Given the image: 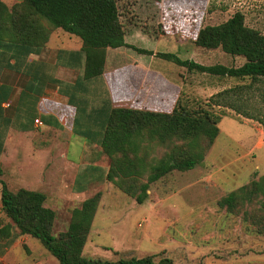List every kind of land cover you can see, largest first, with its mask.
Listing matches in <instances>:
<instances>
[{
  "label": "rangeland",
  "instance_id": "obj_1",
  "mask_svg": "<svg viewBox=\"0 0 264 264\" xmlns=\"http://www.w3.org/2000/svg\"><path fill=\"white\" fill-rule=\"evenodd\" d=\"M3 1L11 6L18 0ZM117 6L128 44L175 53L182 59L206 65L238 66L243 58L226 54L220 48L194 45L191 40L203 25L223 22L239 10L247 26L264 33V0H117ZM114 58L133 62L145 59V55L127 46ZM153 61L165 73L170 67V75L177 77L180 84L183 79L179 97L182 104L191 109L206 108L220 118L216 124L218 135L200 163L188 170H172L152 182L145 206L139 207L124 193L104 185H87L84 192L74 190L70 186L77 167L64 157L59 160L60 146L54 144L47 146L51 149L49 155L30 156L27 162L30 170H16V162L5 159V154L1 178L10 189L30 187L46 191L47 205L56 213L54 235L67 228L73 207L102 189L101 208L94 216L84 247L87 255L116 260L151 254L156 259L168 255L175 263L182 264H264V234L253 232L239 215L228 213L217 204L227 192L264 173V77L254 80L221 77L190 71L164 57H154ZM217 93L220 95L216 96ZM214 100L220 104L216 105ZM162 105L159 104L160 108ZM42 137L53 139L47 133L35 135L34 141ZM73 139L71 143L69 140L71 156L82 140L78 136ZM32 147L29 143L24 151ZM86 156L89 158L78 161L80 165L94 161L92 154ZM58 173L64 176L61 196L54 191L58 188L55 187ZM78 181L74 187L83 184L81 179ZM141 212L149 218L147 227L146 220L144 224L141 222ZM7 220L0 204V226ZM145 228L149 236L144 235ZM180 243L188 244L186 251L178 249ZM0 249L3 250L0 264H58L36 238L26 235L5 247L0 241Z\"/></svg>",
  "mask_w": 264,
  "mask_h": 264
},
{
  "label": "trees",
  "instance_id": "obj_2",
  "mask_svg": "<svg viewBox=\"0 0 264 264\" xmlns=\"http://www.w3.org/2000/svg\"><path fill=\"white\" fill-rule=\"evenodd\" d=\"M56 28L80 39L83 79L101 77L103 88L109 93L104 73L110 84H119L120 77L126 74L131 81L127 80L125 87L127 84L129 88L130 83L132 91L128 88L123 91H127V96L132 99V80L140 70L133 62L114 58L116 52L127 46L145 55V59L150 55L164 57L190 71L252 80L264 77V33L247 26L244 14L239 10L223 22L203 25L191 40L196 46L220 48L226 54L243 58L240 65L227 66L201 64L189 58L182 59L175 53L156 52L128 44L117 0H18L11 6L0 0V41L38 51ZM108 96L110 98V93ZM179 97L170 112L109 106L101 127L93 132L88 130L87 139L95 141L101 154L108 158L105 180L137 203L148 198L147 190L152 182L172 170H188L200 163L218 135L216 124L220 116L202 107L187 108ZM215 103L220 104L217 100ZM2 174L0 161V204L8 218L0 226L3 247L26 235L36 238L58 264H182L167 256L156 259L151 254L116 260L87 255L84 247L101 191L71 209L67 228L54 235L56 213L47 205L46 194L26 187L10 189L1 178ZM217 204L226 212L239 215L253 232L264 234V173L227 192Z\"/></svg>",
  "mask_w": 264,
  "mask_h": 264
},
{
  "label": "crops",
  "instance_id": "obj_3",
  "mask_svg": "<svg viewBox=\"0 0 264 264\" xmlns=\"http://www.w3.org/2000/svg\"><path fill=\"white\" fill-rule=\"evenodd\" d=\"M80 47L81 41L77 36L66 34L60 28L52 31L46 44L38 51L0 41V145L2 146L0 161L3 162L2 158L6 154L5 159L16 162V170H30L32 168L27 163L30 156L36 157L44 153L49 155L51 149L49 150L47 146L54 144L60 146L57 150L59 160L64 157L66 161L77 167L70 187L78 192H84L87 185L95 187L104 185L107 189H111L114 188L113 185L104 178L108 158L101 154L95 141L87 139L88 130L93 132L101 127L109 106H130L170 112L181 94L184 82L182 79L180 84L177 77L170 75V67H167L166 73L163 72L158 63L153 61L154 56L150 55L149 59L141 58L133 61L134 67L140 70L135 80H132L134 81L133 99L127 96V91H123L124 88H128L127 84L125 87V82L131 81L130 76L124 74L118 80L119 84H110L104 73V82L108 85L110 93L109 98V93L103 88L101 77L90 80L82 78L83 56ZM128 86V90L132 91L130 83ZM118 96L119 98L116 99ZM109 99L111 102H108ZM160 103L163 104L162 108L159 106ZM165 105L168 108H165ZM32 118H38L41 124H35ZM47 133L53 138L52 140L42 137V140L34 141L35 135L45 136ZM76 136L81 137L82 140L75 155L71 156L70 143ZM29 143H32L33 147L24 151L25 145ZM87 154L89 156L92 154L94 161L80 165L78 161L87 157ZM63 177L62 173H58L55 180V187L58 188L54 191L59 196L64 192ZM78 178L83 184H76L74 187L75 181L79 182ZM97 191L102 192V189ZM44 193L48 199L46 191ZM101 203L100 200L97 211L101 208ZM135 203L139 207L147 204L146 201ZM141 214V222L143 224L144 220L148 222L149 218H145L144 212ZM148 224L149 222L145 223V227ZM138 226H142L141 223H138ZM147 231L146 228L143 231L145 236H149ZM139 235L143 238L141 233ZM160 242L158 245L161 244ZM177 247L186 251L188 244L180 243ZM1 253H3L2 249H0Z\"/></svg>",
  "mask_w": 264,
  "mask_h": 264
},
{
  "label": "built area",
  "instance_id": "obj_4",
  "mask_svg": "<svg viewBox=\"0 0 264 264\" xmlns=\"http://www.w3.org/2000/svg\"><path fill=\"white\" fill-rule=\"evenodd\" d=\"M34 123L37 124V125H40L41 124V121L38 118H35L34 119Z\"/></svg>",
  "mask_w": 264,
  "mask_h": 264
}]
</instances>
